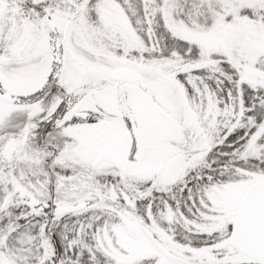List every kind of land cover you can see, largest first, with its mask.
Returning <instances> with one entry per match:
<instances>
[{
    "label": "snow or ice",
    "instance_id": "6c2138e0",
    "mask_svg": "<svg viewBox=\"0 0 264 264\" xmlns=\"http://www.w3.org/2000/svg\"><path fill=\"white\" fill-rule=\"evenodd\" d=\"M0 264H264V0H0Z\"/></svg>",
    "mask_w": 264,
    "mask_h": 264
}]
</instances>
